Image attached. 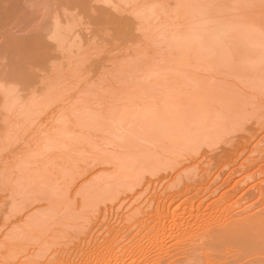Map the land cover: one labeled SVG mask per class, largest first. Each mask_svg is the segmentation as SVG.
<instances>
[{
	"label": "rangeland",
	"instance_id": "1",
	"mask_svg": "<svg viewBox=\"0 0 264 264\" xmlns=\"http://www.w3.org/2000/svg\"><path fill=\"white\" fill-rule=\"evenodd\" d=\"M105 1L0 0V264H204L220 248L208 230L240 212L207 205L264 165L220 187L264 154V6L184 2L182 25L173 6L154 8L172 16L153 25ZM142 20L149 32L176 24L182 34L163 29L183 38L196 21V41L173 42L162 25L145 35ZM214 23L247 27L250 37L230 32L221 48H199ZM196 176L205 180L196 195L175 193ZM245 180L232 202L264 187V176ZM209 186L219 188L214 196ZM150 244L163 249L149 247L143 259Z\"/></svg>",
	"mask_w": 264,
	"mask_h": 264
},
{
	"label": "bare ground",
	"instance_id": "2",
	"mask_svg": "<svg viewBox=\"0 0 264 264\" xmlns=\"http://www.w3.org/2000/svg\"><path fill=\"white\" fill-rule=\"evenodd\" d=\"M108 1V2H107ZM107 1H105L104 3H106V4H108L110 7H111V9H113V10H116V12L117 11H120L121 13H128L129 15H132V16H134V18L136 17V20L138 19V21L137 22H140V19H144L145 17V19L144 20H152V21H154V24H153V22H151V24H153V25H155V20H160L161 21V19H162V16L164 17L165 15H166V17H170V15L171 14H169V16H167L168 14H166V12H164L165 14H163V12L161 11L160 12V10H162L161 8H165V7H167V6H173V8H179V10L181 11H179V13H182V11H185V9L184 10H182V8L183 7H186L187 5L186 4H188L189 2H193V1H196V0H115V1H113V0H107ZM199 1V0H198ZM200 1H204V2H202V3H200L201 4V6L199 5V7H206L205 6V4L206 5H208V2H210L211 0H200ZM214 0H212V2H213ZM217 0H215V2H216ZM223 1H225V0H223ZM103 2V1H102ZM184 2H188V3H184ZM221 2V1H220ZM220 2H219V4H220ZM180 3H183V4H180ZM195 3V2H194ZM214 3V2H213ZM192 4V3H191ZM191 4H190V6H191ZM237 4H238V6L240 7V8H243V9H247V10H254L255 9V7H257L258 5H262V6H264V0H226V3H224V5H223V3H222V7H225V9L224 10H226V8H234V6L236 5L237 6ZM121 5V6H120ZM179 5H182V8L180 9V7H179ZM183 5H186V6H183ZM196 5V4H195ZM178 6V7H177ZM209 6V5H208ZM212 6H213V4H212ZM217 6V5H216ZM189 7V4H188V6H187V8ZM196 8H197V5L195 6ZM260 7V6H259ZM154 8H159L158 10H157V12H154L153 11V9ZM171 8V7H170ZM208 8V7H207ZM216 8V7H215ZM214 8V9H215ZM152 9V10H151ZM193 9V8H192ZM213 9V10H214ZM149 10V11H148ZM175 10L176 9H173V10H171V11H174L175 12ZM189 10H190V8H189ZM209 10V9H208ZM259 9H257V10H255V11H258ZM262 10V9H261ZM146 11H148V12H146ZM158 11L160 12L159 14H158ZM165 11H167L166 9H165ZM188 11V10H187ZM215 11V10H214ZM221 11H223V10H221ZM230 11V10H229ZM143 12H146V15H145V13L143 14ZM168 12V11H167ZM178 11L176 10V13H177ZM186 12V11H185ZM193 12V11H192ZM201 12H203V11H201ZM211 12V11H210ZM233 12V11H232ZM235 12V11H234ZM238 12V11H237ZM259 12H260V10H259ZM190 13V12H189ZM208 13V12H207ZM214 13V12H213ZM228 13V12H227ZM236 13V12H235ZM160 14H163V15H161V17H160ZM188 14V13H187ZM186 14V15H187ZM191 14V13H190ZM194 16H195V14L194 13H192ZM198 14H199V11H198ZM203 14H204V12H203ZM237 14V13H236ZM241 14V13H240ZM184 15H185V13H184ZM183 15V13H182V17L184 16ZM185 15V16H186ZM200 15H202V14H200ZM200 15H198V17L200 16ZM206 14H204V16H205ZM220 15V14H219ZM228 15V14H227ZM233 15V14H232ZM145 16V17H144ZM172 16V15H171ZM175 16H176V18L174 19V20H177V25H179L180 24V22H181V24L180 25H182V23H184V22H182V20H184V18L185 19H187L185 16L183 17V19H180L179 18V21H178V17H179V15H176L175 14ZM196 16H197V13H196ZM203 16V15H202ZM202 16H200L201 18H202ZM203 16V18H205ZM198 17H197V19H198ZM199 17V18H200ZM213 17V16H212ZM216 17V16H215ZM222 17H223V15H222ZM165 18V17H164ZM193 18H195V17H193ZM232 18H234V17H232ZM173 20V18H170V20ZM165 20H166V18H165ZM193 19H191V21H192ZM196 20V19H195ZM222 21H224L223 19H221ZM230 20V19H229ZM251 20V19H250ZM160 21H158V23H161L162 21H163V19H162V21L160 22ZM167 21H169V18H168V20ZM190 21V22H191ZM228 21V20H227ZM242 21V20H241ZM240 21V22H241ZM143 22V23H142ZM142 22H141V24H143L144 26L146 25V22L144 23V21L142 20ZM147 22H149V21H147ZM164 22V21H163ZM166 22V21H165ZM171 22V21H170ZM174 22V21H173ZM178 22H179V24H178ZM198 22H199V19H198ZM202 22V21H201ZM226 22V21H225ZM157 23V22H156ZM157 23V24H158ZM169 23V22H168ZM185 23H186V21H185ZM195 23H196V21H195ZM194 22L193 23H191V26L187 29V23H186V27H185V29H187V31H191V32H188V33H190L191 35H188V33H186L185 35H186V38H183V37H179V36H177L176 34H174V31L172 32V28H174V30H175V33L176 32H181V34H182V28L180 27V26H178L177 28H175V25H174V27H171L170 26V24H172V23H170L169 24V26L171 27V29H169V31L171 30V32L169 33V31H168V34H169V36L170 37H173V38H170L169 36H168V38H170L171 39V41H173V40H175L176 38V40H178L179 38H180V40H181V43L183 42V40L185 39V42H187L186 40H189L190 41V38H191V40H195L196 41V39L195 38H193V37H195V36H193L194 35V33H193V29L194 28H192L191 29V27H192V24H193V27H196V26H198V25H194L195 24ZM206 23V22H205ZM222 23V22H221ZM216 24L215 25V23H214V25L215 26H211L212 28H208L207 26V28H206V31H205V35L204 36H202V43L198 46L199 48H201V49H209V48H212V47H216V48H221L220 47V45H219V42H220V40H219V38H223V37H225V36H227L228 34L227 33H230V32H233L234 34H235V36H239V37H246L247 38V36H249L250 35V32H249V30H247L248 28L247 27H243V28H241V29H239L240 27H238L237 29H236V27L238 26V24H237V26L235 27V25H234V27H235V29L237 30L236 31V33H238V31L240 30V31H242L244 34V36H241V34L240 33H242V32H240L239 31V33L238 34H236L235 33V29L233 30L232 28H234L232 25L230 26H225V24ZM231 23V22H230ZM230 23H228V24H230ZM244 23V22H243ZM150 23H149V25L152 27V25H151ZM163 24H165V23H163ZM209 24V23H208ZM241 24V23H240ZM252 24V23H251ZM148 25V26H149ZM162 25V24H161ZM160 25V26H161ZM167 25V24H166ZM189 25H190V23H189ZM199 25H203V24H199ZM213 25V24H212ZM224 25V26H223ZM248 25V24H247ZM250 25V24H249ZM159 26V27H160ZM165 26V25H164ZM241 26V25H240ZM155 26H153L152 28H154ZM159 27L157 26V28L159 29ZM170 27H168V28H170ZM184 27H183V29H184ZM199 27H201V26H199ZM198 27V28H199ZM204 27V26H203ZM202 27V28H203ZM256 27V26H255ZM147 28H149V27H147V25L144 27V29H141V30H143V32H144V30H145V32L147 33V31L148 30H146ZM156 28V30L155 29H153V31L150 29V31L151 32H149L148 31V33H147V35L148 34H150V33H152V32H157L158 31V29ZM162 28V29H161ZM161 30L160 31H158V32H161V31H163L164 32V34L165 35H168V34H166L167 32L166 31H164V29L163 28H165V30H166V28L167 27H163V25L161 26ZM168 28H167V30H168ZM180 28H181V30H180ZM205 28V27H204ZM257 28V27H256ZM176 29H179L178 31L176 30ZM190 29V30H189ZM243 29H245V30H243ZM254 29V28H253ZM263 29H264V27H263ZM196 30H197V27H196ZM231 30V31H230ZM233 30V31H232ZM251 30V29H250ZM257 30V29H256ZM185 31V30H184ZM183 31V32H184ZM200 31H202V29L200 30ZM246 31H248V32H246ZM144 32V33H145ZM197 32H199V30L197 31ZM252 32V31H251ZM255 32V31H254ZM146 33H145V35H146ZM200 33V32H199ZM232 33V35H234ZM253 33V32H252ZM143 34V33H142ZM174 34V35H173ZM180 34V33H179ZM201 34V33H200ZM231 34V33H230ZM247 34V35H246ZM144 34H143V36H145ZM197 35V34H196ZM232 35H229V36H232ZM174 36H176V38L174 37ZM234 36V37H235ZM255 36V35H254ZM197 37V36H196ZM250 37V36H249ZM199 38V36L197 37V39ZM199 38V39H200ZM173 39V40H172ZM183 39V40H182ZM198 39V40H199ZM231 39H232V37H231ZM176 40L175 41H173V42H176ZM237 40H238V38H237ZM255 40V39H254ZM234 41V40H233ZM246 41V40H245ZM253 41V40H252ZM180 42V41H179ZM198 42V41H197ZM228 42V41H227ZM258 42H260L259 40H258ZM258 42H256V43H258ZM264 42V41H263ZM184 43V42H183ZM188 43V42H187ZM222 43V42H221ZM226 43V42H225ZM225 43H223V44H225ZM235 44H237L238 43V41H237V43L236 42H234ZM254 43V42H253ZM230 44V43H229ZM229 44H227L228 46H229ZM235 44H233V45H235ZM252 44V43H251ZM259 44V43H258ZM253 45V44H252ZM256 44L254 43V46H255ZM222 46V45H221ZM225 46V45H224ZM242 46V45H241ZM244 46V45H243ZM250 46V45H249ZM253 46V47H254ZM260 46V45H259ZM259 46H257L256 45V47H258V48H260ZM264 46V45H263ZM235 47V46H234ZM246 47V46H245ZM245 47L243 48V49H245ZM248 47V46H247ZM252 47V46H251ZM255 47V48H256ZM254 48V49H255ZM263 48V47H262ZM222 49H223V47H222ZM224 49H226V47H224ZM237 49H238V47H237ZM247 49H251L250 47L249 48H247ZM253 49V50H254ZM228 50H230V49H228ZM234 50V49H233ZM239 50V49H238ZM259 50V49H258ZM245 51H246V49H245ZM252 51V50H251ZM250 51V52H251ZM260 51H261V49L258 51L259 53H260ZM226 52H227V50H226ZM237 52V51H236ZM239 52V51H238ZM237 52V53H238ZM253 52V51H252ZM255 52V51H254ZM257 52V53H258ZM227 53H229V51L227 52ZM235 53V52H234ZM240 53V52H239ZM243 53V52H242ZM246 53V52H245ZM233 54V53H232ZM244 54V53H243ZM231 55V54H230ZM229 55V56H230ZM234 55V54H233ZM232 55V56H233ZM247 55V58L245 59L244 57L245 56H242L243 57V59L244 60H248V62L250 63L251 61L253 62V60L251 59V57L250 56H248V54H246ZM250 55V54H249ZM252 55H254V54H252ZM239 56V55H238ZM258 56V55H257ZM248 57L250 58V59H248ZM230 58H232L231 56H230ZM235 58H237V57H235ZM252 58H255L254 56L252 57ZM239 59V58H238ZM242 59V60H243ZM259 59V58H258ZM240 60V59H239ZM250 60V61H249ZM237 61V60H236ZM241 61V60H240ZM244 62H246V61H244ZM255 62V61H254ZM260 62V61H259ZM234 63V62H233ZM242 63H243V61H242ZM251 64H253V63H251ZM251 64H249L248 66H250ZM236 65V64H235ZM242 65V64H241ZM262 65V64H261ZM253 66V65H252ZM263 66V65H262ZM239 67V66H238ZM241 68V67H240ZM248 68V67H247ZM257 68H259V67H257ZM241 69H243L244 70V68L242 67ZM246 69V68H245ZM249 69V68H248ZM262 69H264V67H262ZM262 69H260V70H262ZM259 70V71H260ZM249 71V70H248ZM253 73H254V70H251ZM257 72H256V74H258V75H261V73H258V70H256ZM263 73H264V71H262ZM262 73V74H263ZM264 75V74H263ZM264 77V76H263ZM259 153H261V151L259 152ZM258 153V154H259ZM242 154V153H241ZM240 155V154H239ZM238 155V156H239ZM237 156V157H238ZM264 154L262 155V157H260V160H257V158H255V159H251L250 161H247L246 162V160H245V163H242V164H240L236 169H234V170H232L231 172H230V175H229V177L228 178H226L222 183H221V185H220V187H223V186H226L227 185V183L229 182L228 180L230 179V177H232V176H235V175H240V174H242V173H245V172H247V171H250L252 168H253V166L254 165H256L257 164V162L258 161H261V159H262V162H264ZM249 160V159H248ZM229 166L230 165H226V166H224L223 167V169H227V168H229ZM241 176V175H240ZM244 176V175H243ZM255 176H258V177H262V176H264V165L262 166V167H260V168H258L255 172H253V174H249V176H244L241 180H239V181H237V182H235V185L231 188V190L232 191H230L231 193H233V194H231V195H224V194H221L216 200H214V201H212L211 203H209L208 205H207V208L208 209H210V210H214V211H216L219 207L221 208V206H226L225 208H227L228 209V211L231 209V208H235V207H237V208H239L240 210V212H238V214L231 220V221H229L228 223H226V222H224V223H226L225 225L224 224H222L221 222L218 224V222L216 223V224H218L219 226H220V224H222L223 226H220V227H218V225L216 226L215 225V221H213V220H211L210 222H208V224L207 223H205V224H207L209 227L207 228L206 226L207 225H205V227H203V228H205L204 230H206V229H209L210 228V225H209V223H214V226H211V227H215V228H218L217 230V232H216V230L214 231V229L211 231V230H208L209 232H212V235L214 236V238L216 239L217 237H218V240L219 241H217V243H219L220 242V244H219V246H220V248H219V250L217 249V250H214V251H209L210 253H206L205 254V262H204V264H264V187H262V188H257L254 192H252L251 194H249L248 196H246V194L244 193V194H241L242 196H239L238 198H237V200L236 201H234V202H232L231 200H232V197H233V195L234 194H236V192L237 191H239V188L241 187V185H242V187H243V185H245V184H243L244 182L245 183H248L247 182V180H245L246 178H248V179H250V181H252L251 179H253V178H255ZM208 177V176H207ZM218 177V176H217ZM217 177H215L214 178V180L212 181V183H211V185L212 184H214L216 181V179H218ZM245 178V179H244ZM193 181H196V183L195 184H193V186L192 187H189V186H187V185H185V186H183L182 185V182L180 181V182H178L177 183V186H180V188H177L178 189V191H177V189H176V191H175V193L176 194H179L180 196H181V194H194V195H196L197 194V192H199V190H200V188H201V186L205 183V180L204 179H201V177H197L196 176V179H194ZM249 181V182H250ZM261 185H264V181H261V182H259ZM241 184V185H240ZM259 184V185H260ZM253 187V186H252ZM175 188V187H174ZM172 189V192H173V188H170V190ZM203 189V191L205 192V193H209L208 194V197H211V196H214L215 195V193L217 192V190L219 189V188H215L214 190H212L211 191V189H210V186L209 187H207V188H202ZM201 189V190H202ZM242 189V188H241ZM240 189V190H241ZM169 191V190H168ZM166 192V191H165ZM203 192V193H204ZM166 193H168V192H166ZM169 194V193H168ZM172 194V193H171ZM171 194H169V195H171ZM174 194V193H173ZM172 194V195H173ZM161 195H164V194H161ZM172 195H171V197L170 198H173L174 196H175V194L173 195V197H172ZM166 196V195H165ZM183 196V195H182ZM176 197H177V195H176ZM207 197V198H208ZM165 199V198H164ZM164 199H163V202H164ZM183 199V198H182ZM157 200H159V199H157ZM174 200H175V197H174ZM170 201H173L172 199H170ZM252 201V202H251ZM180 202H182V204L184 203V204H187L188 205V211H190V210H193V207H194V205L192 204V202L191 201H189V199L188 198H186L185 197V199L184 200H181ZM203 202V201H202ZM245 203V206L243 207L242 206V204H244ZM170 204V203H169ZM172 204V203H171ZM181 204V203H180ZM179 204V205H180ZM202 205V203H199V205ZM200 205V206H201ZM242 206V208H240L239 206ZM198 205H196V208H198L197 207ZM199 206V207H200ZM165 207V206H164ZM177 207H180V206H176V207H174V208H168L167 207V215H170V214H172L175 210H176V208ZM230 208V209H229ZM163 209V208H162ZM162 209H161V211H162ZM199 210H201L200 208H198ZM163 210H165V209H163ZM195 210V209H194ZM198 210V211H199ZM219 210V209H218ZM232 210V209H231ZM160 211V212H161ZM187 211V212H188ZM196 211H197V209H196ZM197 211V212H198ZM213 211V212H214ZM225 211H227L226 209H225ZM159 212V213H160ZM212 212V211H211ZM218 212H220V211H218ZM163 213V212H162ZM162 213H160L161 215H162ZM190 213V212H189ZM164 215H166V214H164ZM167 215H166V217H167ZM209 215V214H208ZM190 217H192L191 215H189ZM160 217V216H159ZM162 217V216H161ZM209 217H211V216H209ZM232 217H233V215H232ZM231 217V218H232ZM153 218H155V217H153ZM158 219H160V218H158ZM164 219H166V218H164ZM196 219V218H195ZM222 219V218H221ZM182 220V219H181ZM204 220V219H203ZM207 220V219H206ZM206 220H205V222H206ZM209 220H210V218H209ZM218 220H219V218H218ZM217 220V221H218ZM222 220H224V218L222 219ZM228 220V219H227ZM230 220V219H229ZM183 221V220H182ZM186 221V220H185ZM199 221H201V220H199ZM184 223V222H183ZM182 222H181V225L184 227V230L183 231H181V232H185L186 233V236H187V238L189 237L190 238V232H189V236L187 235L188 234V231H190V230H188V227L186 226V224H183ZM180 224V223H179ZM200 224V223H199ZM202 225H204V224H202ZM162 226V225H161ZM172 227V226H171ZM170 227V228H171ZM173 227H174V225H173ZM179 227V226H178ZM187 227V228H186ZM202 227V226H201ZM222 227V228H221ZM172 229V228H171ZM177 229V228H176ZM202 229V228H201ZM193 230V229H192ZM200 230V229H199ZM203 230V229H202ZM203 230V231H204ZM192 232V231H191ZM165 233V228H163V227H161V228H159L158 229V232H157V235L158 236H162L163 234ZM183 234V233H182ZM192 235V234H191ZM156 236V235H155ZM171 236V235H170ZM183 236H185V235H183ZM170 238V237H169ZM185 240H186V238H184ZM183 239V240H184ZM188 241V240H187ZM183 242V241H182ZM184 242H186V241H184ZM22 242H20V244H21ZM153 246H154V244L152 245V244H150L149 246H147L148 248L150 247L151 248V250H152V248H153ZM162 246L163 245H155L154 247H156L157 249H159V250H162L163 248H162ZM181 246V245H180ZM146 247V248H147ZM147 248V249H148ZM150 248L148 249V252H146V250L147 249H145V251L143 252V251H141L142 252V254H141V256H142V258L143 259H146V258H148V254L150 253ZM223 249V250H222ZM126 250H128L127 248H126ZM222 252H224V253H221V251ZM213 252L214 253H216V254H219L220 256H216V255H214L213 254ZM155 264V263H154Z\"/></svg>",
	"mask_w": 264,
	"mask_h": 264
}]
</instances>
